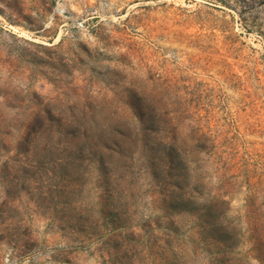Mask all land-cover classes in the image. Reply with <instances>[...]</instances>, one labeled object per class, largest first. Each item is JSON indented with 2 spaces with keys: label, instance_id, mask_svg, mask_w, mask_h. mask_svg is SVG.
Segmentation results:
<instances>
[{
  "label": "rangeland",
  "instance_id": "374dc122",
  "mask_svg": "<svg viewBox=\"0 0 264 264\" xmlns=\"http://www.w3.org/2000/svg\"><path fill=\"white\" fill-rule=\"evenodd\" d=\"M221 223L264 264V0H0V264H209Z\"/></svg>",
  "mask_w": 264,
  "mask_h": 264
},
{
  "label": "trees",
  "instance_id": "16d2710c",
  "mask_svg": "<svg viewBox=\"0 0 264 264\" xmlns=\"http://www.w3.org/2000/svg\"><path fill=\"white\" fill-rule=\"evenodd\" d=\"M169 198L172 201H170V199H169V201L168 200L165 201L168 204V207L166 209V211H167L168 214H169L170 206L173 205V204H175L176 202H178L179 205L180 204H183V203H190L189 199H185V198L182 199V198L173 197V196H171ZM222 203L223 204H226L225 201H222ZM225 213H228V212L225 211ZM225 213H223V214H225ZM169 222L171 223L170 224L171 227L168 228V230L170 231V233L172 235L173 234L176 235L177 234V227H176L175 221H173L172 219L169 218ZM173 226H175V227H173ZM158 228H161V227H158ZM231 231L234 232V230L231 227V225L226 226V228H225V226H224L223 223L218 224V225L216 224V226L214 225V227H213V233H214V235L213 236H210V239L208 241L210 243L207 244V247H210L213 250H215L217 257L214 258L209 264H221V262H222L221 256L223 255V253L225 252V250L229 248L228 243H227V241L225 239H226V237H232V236H230V234H231L230 232ZM129 235L133 239L136 237V234L135 233H130ZM170 237H172V236H170ZM164 244L167 245V246H171L172 245V240H170V239L169 240H164ZM129 248H131L130 245H128V243H126L124 245V251H125V253H126L127 249H129Z\"/></svg>",
  "mask_w": 264,
  "mask_h": 264
}]
</instances>
